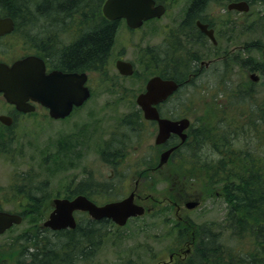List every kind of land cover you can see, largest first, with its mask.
I'll use <instances>...</instances> for the list:
<instances>
[{"label": "rangeland", "instance_id": "1", "mask_svg": "<svg viewBox=\"0 0 264 264\" xmlns=\"http://www.w3.org/2000/svg\"><path fill=\"white\" fill-rule=\"evenodd\" d=\"M42 1L34 0V5L29 7V9L34 12V6ZM181 8L182 2H179L177 8L172 9L171 14L178 15ZM31 15L35 16V13ZM74 22L80 24L81 29L87 25V19L79 18ZM38 23L41 24L40 19ZM45 30L43 29V31ZM48 30L52 34L57 29ZM34 36H38L39 39L43 37V35L33 33L32 29L24 28L21 33L12 34L9 38L2 39L0 41V59L14 60L17 58L26 48L29 37L34 38ZM26 37L28 38L26 39ZM59 41H65L64 37L60 36ZM57 47L58 45H56ZM223 52L229 51L224 50ZM246 54L252 59V66H256L258 62L259 71L256 73L258 75L256 81L252 83V80L248 78H244L243 81L241 75L245 72V69L240 63H232L229 60L226 63L222 60L220 64H214V73L211 70L213 69L212 65V68L209 69L210 71L206 70L199 76V80L194 78V81H190L181 87L175 98L168 104L171 108L173 107L172 116H188L192 122L193 129L198 127L204 132L205 128L208 129L215 125L216 128L220 127L222 131L221 126L225 124L222 123L220 125L221 117H224L230 123V119L241 118L242 114H240V110L237 107L230 108L228 114L226 108L221 107L219 110L220 96H225L232 90H239L244 96H249L251 102H262L260 98L264 96V50L253 48ZM233 55H239L241 59L246 58L243 51H237L231 56ZM126 57L135 59V52L127 49ZM250 72L252 71L249 70L247 73ZM139 78H143V75L126 80L121 88L126 90L130 88L129 90L132 91L139 89ZM213 88L219 90V96H211L207 93V90H212ZM101 95L106 96L105 94ZM96 96L98 95L95 94L94 98L91 99L93 100L92 109H87L90 106H87L86 103L84 105L85 109H78L77 111L75 109L72 112L73 114L71 113V117H67L64 120L54 121L49 118L44 120L38 113L31 118H24L27 122L23 120L24 124L17 128L15 132H12L14 143H8L10 149L16 144L22 147L21 157L16 156L11 159L9 154L6 155L3 150H0V210L21 211L29 201L25 199L21 201L20 198L22 196L29 197V193L38 197L43 196L44 201H46L41 202V210L39 211L42 212L39 216H36L39 213L32 212V215H29L20 225L0 236V264H18L28 260L29 255H22V251L25 249L23 241H27V238H24V235H26L25 231L30 230L33 225L38 227L42 223L50 211L48 203L53 197L58 196V193L60 195L67 193V184L70 180L77 182L90 179L92 181V178L87 177V170L94 171V176L97 177L104 175V183H109L106 193L108 197L115 200L127 196L135 189V185L138 183L137 194L141 199L147 198L140 202L147 207H152L150 213L144 217L128 220L123 227L119 228L108 224L103 227L106 232L105 238L101 240L88 264H179V261H181L179 257L185 253L179 251L186 250L187 242L181 236V232L184 233L183 230L180 231L174 227L176 218L173 207L165 200L169 199L172 179L175 180L172 185L180 186L179 189L183 190L185 194L180 204L184 200L188 201L190 199L200 201V205L197 208L186 212L187 217L195 225L207 224L213 220L216 222L215 227L209 226V229L216 232V244L219 245L218 250L213 255L217 259L226 260L225 251L218 252L226 245L229 248L226 249L230 250L229 253L231 255L239 253V256H243L248 264L245 253L249 251L253 243L252 237L247 234V229L249 230V228H239L244 233V236L240 238L237 236L238 239L235 236H229L228 227L224 222H226L225 217L229 212L230 205L223 198L225 195L222 193L220 186L216 188V186L212 187L207 183L209 177L213 178L212 174L205 175V170L198 168L199 166H204L207 162L217 161L218 156L216 153L207 147L195 149V154L189 153L195 155L194 162H184L183 158H181L180 161L169 162L160 171H154L160 149L157 147L156 151L153 150V135L147 133L137 141V133L129 130V126L125 122L131 119L136 121L134 116L124 114L126 113L124 111L118 113L116 115L117 118L112 119L113 115L108 110L105 114L99 113L104 98H97ZM106 100L112 101L113 98L108 96ZM119 106L121 110H124L123 104H119ZM185 107L188 108L187 111L180 112L181 108L185 109ZM223 110L225 112H222ZM251 119L252 117H248V120L251 121ZM116 125L122 129L121 144L124 143V146L121 148L101 143V141L110 140V129L111 127L115 129L114 126ZM249 125L251 126V124ZM132 126L136 129L135 125L132 124ZM91 127L95 129L93 136L89 133ZM142 127L140 129L145 128ZM75 128L77 130L74 132ZM68 129L72 130V132L68 133ZM5 132H0L3 137L6 134ZM100 132L103 134L98 136ZM203 132L197 134L207 135V133ZM58 138L62 141L58 142ZM4 140H2V143ZM256 142L255 136L253 137L251 133V137L248 138L245 144L255 150ZM241 143L245 145L243 139ZM190 147L191 145L187 149ZM105 148L107 152L115 148L122 149L127 156L123 161L113 165L114 169H112L99 156ZM146 153L154 154L153 158L146 159L145 157L143 158L145 160H139V155ZM187 155L188 152L184 154L186 156L184 159L187 158ZM184 165L187 166L192 175H196L197 181L194 180L192 182L190 179L185 181L182 177L178 178V175L182 176L185 172ZM110 170H113L115 175L113 174L112 176ZM107 175L109 178H107ZM111 178L113 180H109ZM108 180L109 182H107ZM29 190L32 192H29ZM11 196L12 198H9ZM45 203L46 206H44ZM190 230L197 233L196 228L193 229L191 227ZM37 236L50 244L57 241L52 232L40 231ZM191 251H193L192 246ZM171 253H174L173 262L169 259Z\"/></svg>", "mask_w": 264, "mask_h": 264}, {"label": "flooded vegetation", "instance_id": "2", "mask_svg": "<svg viewBox=\"0 0 264 264\" xmlns=\"http://www.w3.org/2000/svg\"><path fill=\"white\" fill-rule=\"evenodd\" d=\"M152 1L154 2L155 7L160 6L162 8V13L159 16H155L143 22L138 28L128 27L124 19L115 21L118 24L115 32V45L111 52L112 56L110 55L107 57L96 67L87 68L86 70L64 68L62 64L57 61V59L54 60L49 55L48 51L51 48V45L48 43L45 44L39 40L38 36H34V38L29 37L25 51L19 58L27 56H34L38 58L44 65L45 73H50L52 71H58L66 74L85 73L86 81L84 86L88 89L89 96L80 107H73L72 112L75 109L76 111L78 109H85L84 105L86 103L87 106H90L87 109H92L91 104L93 103V100L91 99H93L95 94H97V98H104V102L102 107L99 109V113L105 114L108 110L113 115L112 119H115L117 118L116 115L118 113L126 111L124 114H131L134 118H136V121L131 119L125 122L129 126V130L137 133V141H139L142 136L147 133L152 134L154 140L158 131L157 121L145 120L141 108L136 104L137 96L145 91L146 83L150 78L159 77L162 79L174 80L178 85L176 89L177 92L181 88L182 84L194 81V78L199 80V76L206 72V70L210 71L209 69L212 67L213 69L211 70L214 73V64H220L222 60L225 62L229 60L232 63H241L240 65L245 69V72L241 75L243 81L244 78H248L252 80L253 83L254 79L257 78L258 75L256 73L259 71L258 62L256 63L257 65L253 67L252 59L249 58L246 53L253 48H260L264 50V0ZM179 2H182V8L179 9L180 11L178 12V15L171 14L172 9L177 8V4ZM237 5L241 6V8L239 9ZM98 15L100 18L106 20L103 18L101 13ZM59 37L60 35L57 33H45L41 39L55 40V38L59 39ZM34 40H37V43H35ZM179 47L180 49H178ZM127 49L135 52V59H129L126 57ZM224 50L229 52L225 53L223 52ZM237 51H243L246 58L241 59L239 58V55L231 56ZM7 61L8 60H1L0 62L7 64H11L13 62ZM117 62L130 64L131 66L129 65V69L125 68V65H122V68H124L123 70H132V73L128 75L122 74L117 68ZM249 69L252 72L247 73ZM139 75H143V78H139V89L132 91L129 90L130 88L128 90L121 88L122 85L125 84L126 80L135 78ZM176 92H173L171 96L167 97L164 101L155 106L160 118L171 120H180L184 117L187 118L184 115L172 116L171 112H173V107L171 108L168 104L175 98ZM100 93L105 94L106 96H102ZM207 93L211 96H217L219 95V90L213 88L212 90H207ZM252 94L254 93L252 92ZM108 96H111L113 100L107 101L106 98ZM27 104L28 106L33 107V110L27 113L19 112L13 105L8 104L2 94H0V117H4L5 120V122L0 121V128L1 131H6L5 133L7 134V137L4 136L5 140L3 141V146H0V150H3L6 155L9 154L11 159L16 156L21 157L22 154V147L16 144L12 149H10L8 143H14L12 132H15L17 128L24 124L23 120L26 121L24 118L36 115V113L40 114L42 119H44L46 115L48 116V109L44 106L30 100L27 101ZM119 104H123L124 110H121ZM187 109V107H185V109L181 108L180 112L187 111ZM87 113L90 114L89 111H87ZM72 114H70L68 118L71 117ZM59 120L60 119L56 121ZM132 124L135 126L137 125L138 127L136 126L135 129ZM141 126L145 128L140 129ZM114 128L115 129L111 127L110 129V140L101 141V143L115 145L121 148L124 146V143L121 144V137L123 136L122 129L118 125L114 126ZM76 130L77 129L75 128L74 132ZM71 132L72 130L68 129V133ZM89 133L93 136L95 129L91 127ZM184 133L186 134V131H184ZM102 134L103 133L100 132L98 136ZM186 139L187 134L185 140ZM60 141L62 140L58 138V142ZM178 143H180V138H178V135L173 134L164 144L154 145L153 150L156 151V148L159 147L160 155L163 151L174 146L173 144L176 145ZM186 144L187 142L184 143L185 146ZM119 148H115L108 152L105 148L102 151L103 154H99L100 158L105 160L107 165H109L112 169H114L113 165L123 161L127 156L124 151ZM153 155L154 154L152 153L139 155V160H145L143 159L145 157L146 159H152ZM176 156L177 151L172 152L170 155V161H173V157ZM86 173L88 178L93 179L92 181L90 179L86 181L80 180L77 182L75 180H70L67 184V193L60 198L72 200L77 196H81L97 206H102L108 202L118 201L124 198L122 197L115 200L114 198L108 197L106 190L109 188V183H104V175L98 177L94 176V171L92 170H87ZM110 174L113 176L114 171L110 170ZM107 178H109L108 175ZM113 178L109 180H113ZM109 180L107 182H109ZM137 184L138 183L135 185V189L132 190L135 193L134 201L136 204L143 205L140 201H144V199L147 198L145 197L144 199H141L139 197L136 192ZM180 202L181 200L172 204L176 218L174 227L187 233L191 227L194 228L193 226H195V224L186 215L188 210L184 208V204L187 202H182V204H180ZM143 206L147 209H152V207ZM74 217L76 222L75 228L77 225H81V223L83 225L86 220L93 221V219H91L86 212H74ZM103 221L105 222L110 220L100 219L94 220L93 222H100L102 224ZM251 221L252 220L249 222ZM215 225L216 222L214 220L208 222L207 224H199V226H201L200 229H203L202 233L208 232L210 230L209 226L215 227ZM186 242V250L179 251L185 252L179 257L181 260L185 259L191 252V246L193 248V240ZM245 255L248 259V264H264V239L262 238L259 244L253 242L249 251H247ZM169 259L171 261L174 259V253L169 255Z\"/></svg>", "mask_w": 264, "mask_h": 264}, {"label": "trees", "instance_id": "3", "mask_svg": "<svg viewBox=\"0 0 264 264\" xmlns=\"http://www.w3.org/2000/svg\"><path fill=\"white\" fill-rule=\"evenodd\" d=\"M103 1L43 0L34 6L33 12L29 7L34 5V0H0V17H10L14 20L13 34L21 33L24 28H29L36 35L44 36L45 33L50 34L48 29H57L55 33L63 36L64 42H60L59 39L53 41L39 39L45 44L51 45L48 51L49 55L52 59H57L66 69L86 70L100 65L109 57L114 44L117 23L106 21L98 15ZM32 13H35V16L31 15ZM79 18L87 19V25L83 29L80 24L74 22ZM39 19L41 24L38 23ZM43 29L46 30L43 31ZM34 41L37 43V40ZM56 45H58L57 48ZM222 97H219L221 101L219 110L221 107L226 108L228 114L230 108L237 107L242 117L230 119V123L221 117L220 125L225 124L221 126L222 131L215 125L208 129L205 128L204 132L198 127L194 129L191 127L188 132V142L186 146L184 145L186 149L178 152V161L183 158L184 162H194L195 155L189 153L195 154V149L203 147L211 148L216 153L217 161L207 162L198 168H203L206 172L205 175L212 174L213 178L209 177L207 183L212 187L216 186V188L220 186L226 197L223 198L230 205L229 212L225 217L226 222H224L228 227V234L240 238L244 236L240 229L247 227L249 228L247 234L252 237L253 242L258 243L262 238L264 239V97L260 98L262 102L253 103L249 96H244L239 90H232ZM248 117H252L251 121L248 120ZM200 132L207 133V135H198L197 133ZM251 133L257 141L255 150L245 144L251 137ZM3 139L5 138L0 133L1 147ZM242 139L245 145L240 144ZM190 145L191 147L187 149ZM187 152V158L184 159L186 157L184 154ZM183 168L185 172L182 176L178 175L179 179L182 177L185 181L190 179L192 182L198 180L196 175L191 174L187 166L184 165ZM174 181L172 179L169 199L172 202H178L184 198L185 194L183 190L179 189L180 186L172 185ZM29 192L32 191L29 190ZM42 197L29 193V197L22 196L20 198V200L29 201L18 212L23 221L32 215V212L39 213L36 216L41 214L42 211H39L41 202H46ZM48 204L50 207V202ZM49 207L48 209H50ZM250 220L252 221L249 222ZM103 222L102 225L100 222L86 220L83 225L79 224L73 230L57 232L33 225L30 230L25 231L24 238H27V241H23L25 249L22 251V255H29L28 260L18 264H88L101 240L105 238L106 232L103 227L107 224L113 225L111 221ZM193 227L196 228L197 233L193 230H188L187 233L181 232L185 241L193 240V251L186 259L179 261V264H247L244 257L239 256V253L231 255L226 245L221 251H218L219 253L225 251L226 260L217 259L213 255L219 247L216 244V232L210 229L208 232L202 233L201 226ZM38 229L52 232L57 241L50 244L38 238L37 235L40 233Z\"/></svg>", "mask_w": 264, "mask_h": 264}, {"label": "water", "instance_id": "4", "mask_svg": "<svg viewBox=\"0 0 264 264\" xmlns=\"http://www.w3.org/2000/svg\"><path fill=\"white\" fill-rule=\"evenodd\" d=\"M242 5V4H241ZM240 9L241 6L237 5ZM104 18L110 21L125 19L130 28L139 27L146 21L162 13L160 6L153 7L152 0H105L101 9ZM14 28V23L9 17H0V37L9 34ZM122 74H130L131 70H123L121 64H117ZM125 68H130L126 66ZM85 75L65 74L53 71L44 72L41 60L35 57H25L13 62L11 65L0 63V93L4 99L15 106L18 111L29 112L33 107L28 106V100L37 102L49 110V116L53 119L64 118L73 106L82 103L87 95L84 88ZM177 84L169 80L152 78L146 84L144 93L136 98V103L143 111L145 119L158 121V134L155 144L166 141L171 133L178 134L183 141L185 135L182 131L188 127V120L181 119L170 121L159 119L153 105L164 100L174 90ZM4 121V117H0ZM174 148H170L160 154L157 168L162 167L168 160ZM196 203L186 204L192 208ZM52 211L48 214L42 227L52 231L73 229L75 211L87 212L92 219H110L118 226H123L129 218L142 216L145 209L134 203V193H130L121 201L112 202L103 206H96L84 197L67 199H53ZM22 217L18 214L0 211V235L13 225H19Z\"/></svg>", "mask_w": 264, "mask_h": 264}, {"label": "bare ground", "instance_id": "5", "mask_svg": "<svg viewBox=\"0 0 264 264\" xmlns=\"http://www.w3.org/2000/svg\"><path fill=\"white\" fill-rule=\"evenodd\" d=\"M209 2V1H208ZM205 3V2H204ZM203 7V6H202ZM72 31V30H71ZM59 33V32H58ZM32 34V33H31ZM53 34V33H52ZM26 35V34H25ZM24 36V35H23ZM28 37H26V39H27ZM55 39H57V38H55ZM74 39V38H73ZM24 40V39H23ZM22 40V41H23ZM58 40V39H57ZM53 41V40H52ZM187 41V40H186ZM35 42V41H34ZM64 42V41H63ZM194 42V41H193ZM188 43V42H187ZM181 45V44H180ZM182 46V45H181ZM188 47V46H187ZM200 47V46H199ZM201 48V47H200ZM178 49H180V47L178 48ZM190 49V48H189ZM47 50V49H46ZM176 52H177V50H176ZM109 55V54H108ZM112 56V55H111ZM109 59V58H108ZM241 64V63H240ZM257 65V64H256ZM250 70V69H249ZM103 80H104V78H103ZM102 80V81H103ZM105 81V80H104ZM178 82H180V81H178ZM222 84V83H221ZM184 89V88H183ZM204 89V88H203ZM208 89V88H207ZM182 92V91H181ZM183 94V93H182ZM170 100V99H169ZM174 103V102H173ZM177 103V102H176ZM180 105V104H179ZM171 107V106H170ZM180 107V106H179ZM136 119V118H135ZM134 120V119H133ZM132 120V121H133ZM200 122V121H199ZM143 124V123H142ZM140 125V124H139ZM196 125V124H195ZM201 125V124H200ZM137 126V125H136ZM193 126V125H192ZM200 127V126H199ZM143 128V127H142ZM140 134V133H139ZM133 136V135H132ZM138 138V137H137ZM133 140V139H132ZM129 141V140H128ZM2 146H3V144H2ZM98 149V148H97ZM119 151V150H118ZM118 154V153H117ZM122 154V153H121ZM211 155V154H210ZM110 156V155H109ZM213 159V158H212ZM44 171H46L45 169H44ZM48 171V170H47ZM50 172H51V170H50ZM30 179V178H29ZM21 180V179H20ZM24 180V179H23ZM21 182V181H20ZM19 185V184H18ZM24 185V184H23ZM28 185V184H27ZM93 185V184H92ZM92 185H90V186H92ZM89 186V187H90ZM94 187V186H93ZM19 188V187H18ZM88 188V187H87ZM28 189V188H27ZM98 189V188H97ZM27 192V191H26ZM10 193V192H9ZM17 193H18V191H17ZM92 193V192H91ZM12 194V193H11ZM97 194V193H96ZM4 195V194H3ZM19 196V195H18ZM17 196V197H18ZM3 197V196H2ZM14 197V196H13ZM4 198V197H3ZM9 198H12V196L11 197H9ZM43 198V197H42ZM8 199V198H7ZM14 199V198H13ZM171 200V199H170ZM8 201V200H7ZM39 201V200H38ZM94 221V220H93ZM82 224V223H81ZM177 226V225H176ZM21 236V235H20ZM176 236V235H175ZM20 238V237H19ZM18 238V239H19ZM22 239H23V237H22ZM177 240V239H176ZM212 241V240H211ZM223 241V240H222ZM42 245V244H41ZM42 248V247H41ZM219 248V247H218ZM9 250V249H8ZM42 250V249H41ZM35 252V251H34ZM80 252V251H79ZM78 252V253H79ZM80 254V253H79ZM9 256V255H8ZM76 256V255H75ZM79 256V255H78ZM2 261V260H1ZM65 262V261H64ZM79 262V261H78ZM18 263V262H17ZM78 264V263H77Z\"/></svg>", "mask_w": 264, "mask_h": 264}]
</instances>
